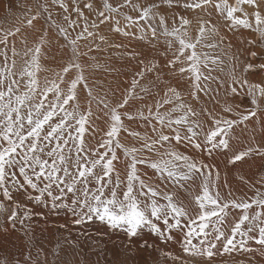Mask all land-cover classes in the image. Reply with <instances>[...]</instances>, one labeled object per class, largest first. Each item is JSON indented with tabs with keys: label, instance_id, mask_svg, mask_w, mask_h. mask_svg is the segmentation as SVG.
I'll use <instances>...</instances> for the list:
<instances>
[{
	"label": "snow or ice",
	"instance_id": "snow-or-ice-1",
	"mask_svg": "<svg viewBox=\"0 0 264 264\" xmlns=\"http://www.w3.org/2000/svg\"><path fill=\"white\" fill-rule=\"evenodd\" d=\"M51 3L63 10V20L67 27L53 20L46 2L34 3L28 8L29 13H32L34 8V14L27 18V27L31 28L34 21L45 18L66 41L61 47L68 48L71 56L66 66L54 73L53 79L45 78L43 86L37 73L41 71L42 48L48 33L45 31L37 46L25 52V56L31 53V59L26 61V66L19 72L14 71L15 57L18 55L15 44L11 47V57L8 50L9 36L14 37L21 31V27L0 36V45H3V48H0V56L3 57V67H0V214H7L4 221L0 222V234L5 238L3 243L8 242V237L16 231L17 224L23 230V235L28 237L31 235V226L29 224L26 227V221H31L34 216L46 220L49 215L60 216L63 213L64 216L72 218L73 225L96 220L111 229H120L143 251L156 249V244L152 242V237H155L165 244L173 241L180 243L183 253L189 257L204 258L207 264H211L217 255L237 250H258L264 255V193L256 190L255 197L223 200L217 183L220 173L216 166L181 153L173 146V142L176 145L184 143L186 147L190 146L211 157L216 151L229 150L230 134L234 126L244 125L247 128V122L254 120L258 127L251 131L264 133V106L260 103L264 99V85L248 80L249 73H264V62H247L240 75H237L239 57L229 56L232 70L229 73L228 94L236 95L239 89H246L251 108L234 111L231 104H225L223 111L232 114L235 117L233 119L214 116L207 108H203L201 111L212 119L214 125L207 130L197 119L200 112L192 105L182 102L181 93L174 87L168 88L162 103L156 102L155 111L151 106H147V114L143 109L135 113L121 112L120 110L129 104L130 97L144 98L134 96L138 86L140 92L145 95H151L152 88L155 87V84L141 86L139 80L134 78L131 89L120 103L113 106L106 99L99 98L98 103L103 104L105 115L110 119L109 129L105 138L95 147H87L85 133L88 126H91L93 113L91 107L87 112L81 111L77 100L78 85L87 90L89 104L92 100H97V97L93 96L78 61L79 56L88 53H81L77 42L98 36L99 40L105 43L106 37L89 30L96 29L99 25L95 21L88 23L84 9L93 8V4L88 0H85L83 9L78 0H72L71 13L65 0H51ZM161 5L201 11L214 8L216 13L223 17L225 27L229 31L252 30L264 48V0H235L234 3H229V0H158L147 6H142L139 2L134 3L133 0H122V3L113 6L109 0H104L102 8L97 10L99 24L114 21L113 31L140 40L146 39L149 34L155 38L157 28H160L162 35L175 40L178 47L164 67L180 74H189L192 83L190 95L197 102L200 99L198 93L208 95L213 91L207 81L217 79L210 75L212 68H209V64L215 66L223 63L208 54L201 58L196 52L197 44L206 34H210L214 38L218 37V40L207 47L216 48L224 45L227 37L210 21L202 20L199 35L193 43L186 39L185 26L190 24V21L180 16L179 26H175L176 20L173 19V27L169 30L165 16L158 11ZM244 5L251 8V12L246 11L242 7ZM123 8H129L138 15L133 17L121 11ZM72 13L76 14V19H72ZM237 13L241 15H236ZM118 16L122 17L123 25L121 20L117 19ZM77 28H80V31L75 38H71V32H75ZM166 43L169 49L173 47V40ZM253 43L255 41H248V44ZM111 46L124 47L122 44ZM96 47L99 50V45ZM231 47V43L226 44L228 50ZM127 54L134 58L141 55ZM225 55H228L227 51ZM249 55L255 59L258 54L251 51ZM139 62L144 67L136 73L137 77L143 79L146 72L155 71L159 80L158 63L148 61L146 64L143 59ZM177 64L181 65L178 69ZM202 68H208L209 74L206 75ZM72 69L76 70L75 77L67 81L66 74ZM202 80L205 81L203 85ZM65 83L66 89L61 87V84ZM219 83L223 87L224 82ZM174 101L177 103L169 111H160L163 105ZM173 113L180 114L173 116ZM122 117L147 122L154 136L132 132L131 135L141 138L144 143L139 149L126 147L117 139L121 130L125 129ZM251 139L253 144L233 153L228 158L229 164L235 165L252 156L264 159V144L256 143L255 135H252ZM117 149H122L124 157L129 161L123 176L114 164V161L118 160ZM145 151L154 153L156 158L145 156ZM138 165H146L155 171L161 181L179 185L181 188L186 187V182L193 180L195 176H204L201 191L193 197L191 203H185L178 199L175 193L164 191L158 185L143 179ZM240 179L244 180L243 177ZM244 182L247 183L246 180ZM223 186L228 187L226 177ZM18 197L26 198L27 203H22ZM29 205H36L48 211H34ZM254 206L255 210L250 214ZM230 209L239 210L237 218L229 219ZM67 226V222L59 225L60 228ZM250 242H254L258 249L251 247ZM58 252L59 245L54 255H58ZM163 255L174 264H188V261L173 256L171 252L166 251ZM0 264L39 262L33 261L30 249L23 260L0 256ZM118 264H140L131 246L126 250L125 259L120 260Z\"/></svg>",
	"mask_w": 264,
	"mask_h": 264
},
{
	"label": "bare ground",
	"instance_id": "bare-ground-1",
	"mask_svg": "<svg viewBox=\"0 0 264 264\" xmlns=\"http://www.w3.org/2000/svg\"><path fill=\"white\" fill-rule=\"evenodd\" d=\"M13 1L14 0H0V16L9 9L8 7ZM154 1L156 0H133L134 3L139 2L142 6H147L148 4L154 3ZM45 2L49 5L53 20L57 24L67 27L63 20V10L60 9L58 5H53L51 0H31V6L26 8L32 7L34 3ZM65 2L69 5V12L71 13L73 6L72 0H65ZM78 2H80L79 5L83 9L85 0H78ZM88 2L93 4L92 10L84 9L85 16L88 17V23L91 24L95 21L99 25L98 28H89V30L105 36L106 42L102 43L98 36L95 39L87 38L77 42L79 51L81 53H88V55L79 56L78 61L83 68L84 76L87 79L89 87L92 89L93 96L97 97V100H92L91 104H89L90 98L87 90L83 88L82 85H78L77 100L81 111L87 112L88 108L91 107L93 113L91 117V126H88V131L85 133L87 147H95L99 141L105 138V133L109 129L110 119L105 115L106 110L103 108V104L98 103L99 98L106 99L113 106L120 103L123 96L127 95L128 91L131 89L134 78L139 80L141 86L155 84V87L152 88L151 95H145L140 92V87L138 86L135 89L134 96H143L144 98L138 99L130 97L129 104L126 105L124 109H121V112L128 111L135 113L137 110L143 109L145 114H147V106H151L153 111H155L156 102L160 101L162 103L165 92H167L170 87L176 88L177 91L181 93L182 102L192 105L194 109L200 112L197 119L201 121L205 130L214 127V125L212 119L206 113L201 111L203 108H207L214 116L227 119H233L235 117L232 114L223 111V106L225 104H231L234 111H243L246 108H251V104H249V102L247 103V101H250V97L246 94V89H239V92L236 95L228 94L229 73L232 70V62L229 59L230 55H237L239 57V66L236 69L237 75H240L244 64L247 62L257 64L264 62V55H261V53L264 52L259 48L261 46L260 41L257 42L256 36L254 35L255 33H252L251 30L240 29L234 32L229 31L225 27L223 17L219 16L214 8H209L208 11H201L200 9L185 10L180 7H162V9H158L159 13L165 16L169 30L173 27V19L176 20L175 26L178 27L179 17L183 16L187 18L190 21V24L185 26L187 31L186 39H190L193 43L196 42V38L199 35V27L202 20L210 21L211 24L215 25L220 30L222 35L227 37L225 44L220 46V50L217 53H214L217 54V56L220 55L218 58L220 57V60L222 58L221 61H223V63H218L219 65L214 66L216 69L210 67L209 64V68H212L210 75L217 78L216 80L207 81L209 88L213 91L208 95H205L203 92L198 93L199 97L202 96V94H204V96L202 99H199V102H197L193 100L190 95L192 83L189 79V74H180L179 72H173L167 67H164L167 61L172 59V54L178 47V44L172 37H165L162 35V29L160 28H157V36L155 38H152L150 34L144 40L131 36H123L112 30L115 26L114 21L105 22L104 25L99 24L97 10L102 8L104 0H88ZM234 2L235 0H229V3ZM109 3L116 6L117 4L122 3V0H109ZM244 9L251 12V8L248 6L244 7ZM121 11L126 12L133 17L138 15V13L129 8H123ZM209 12L211 15H209ZM32 14H34V8ZM46 15L47 14L45 13V16ZM72 19H76L75 13H72ZM117 19H120L121 24L123 25L124 22L122 17L118 16ZM141 24H143V21H141ZM22 25L19 26L21 27V31L17 33L14 38H10L9 40L10 47H12L13 43L15 44L16 52L20 49H24L25 52V50L32 49L34 46L36 47L45 31L48 33L45 37V44L42 48L40 59L41 71L37 73L40 84L43 86L45 78L49 80L53 79L54 73L61 71V69L66 66L71 56V51L68 48L61 47L66 41H64L63 37L58 34L54 27L50 26V22H47L45 18L42 17L34 21V26L31 28L27 27V24ZM82 26L83 21H81V27ZM69 31L71 32V29ZM77 32H79L78 29H76V34ZM74 33L71 32V38H75L76 34ZM137 35H139V33H137ZM207 36L208 34H206L205 38L202 39L196 47V52L201 58H203L204 54H208L211 57V53L213 55V52L217 49V47H207V45H209L208 42L210 41ZM168 40H173V47L171 49L168 48L166 43ZM213 40L217 42L218 37L213 38ZM249 40L255 41V43L248 44ZM227 43H231L232 45L230 50L226 48ZM114 44H122L124 47H112L111 45ZM97 45H99V50H97ZM188 51L190 52V50ZM226 51L228 52V55H225ZM251 51L257 52L258 55L255 59L249 55ZM127 53H141V55L134 58ZM141 59L145 60L146 64L148 61H155L160 65L159 80H157V72L155 71L146 72L143 79L136 76V73L141 71L144 67V65H141L139 62ZM180 66V64H177L176 68L178 69ZM202 71L206 75L209 74L208 68H202ZM75 74V69L70 70V73L66 74V80L70 81L75 77ZM248 80L252 83H263L264 85V73H249ZM219 81L224 82L223 87L220 86ZM203 83H205V81L202 80L201 84L203 85ZM61 87L66 89L67 84H61ZM237 87L239 86L237 85ZM49 97L51 98V94H49ZM212 97H214V99ZM176 103L177 102L174 101L171 104H165L160 108V111L162 113L169 111ZM260 103L264 106V99H262ZM236 106H239V108ZM179 114L180 113H173V116ZM122 119L125 129L127 130L122 129L117 139H119L126 147H136L139 149L144 143L141 138L131 135L130 133L132 132H139L141 134L146 133L149 136H154V133H152L151 127L147 122L138 119L128 120L127 117H122ZM153 123H155V121H153ZM256 127L258 126L254 123V120L247 122V128H245L244 125L234 126L230 134L231 139L229 141V150L216 151L211 157L206 153L192 149L190 146L186 147L184 143L176 145L175 142H173V146L181 153L190 155L197 160H204L210 165L214 164L220 173V179L217 183L223 200H226L230 193L231 196L233 195L237 198L243 196L244 186L247 188L256 187L258 179L257 181H254L253 178H264V159H261L258 156L245 158L243 161L237 162L235 165L228 163V158L233 153L242 151L249 145L253 144L251 139L252 135H255L256 143L264 144V133H253L251 131V129ZM165 133L168 134L167 129H165ZM101 151H103V149H101ZM116 151L118 160L114 161V164L116 169L120 171L123 176L126 172L129 161L124 157L122 149H117ZM144 155L150 156L153 159L156 158L154 153H149L147 151L144 152ZM138 168L140 169L141 177L143 179L158 185L164 191L175 193V196L178 199L183 200L185 203H191L193 197L200 193L201 184L204 180V176L197 175L193 180L186 182V187L181 188L179 185L174 186L170 182L161 181L156 176L155 171L148 168L146 165H138ZM225 177L227 179L228 187L223 186ZM240 177H243L244 180H241ZM212 179H215L214 175ZM245 180L247 183L244 182ZM214 190L215 189H213V191ZM18 199H20L22 203H27V200L24 197H18ZM29 206L32 207L34 211H44L45 213L48 211L47 209H40L39 206L36 205ZM193 207L195 206L193 205ZM251 212L253 211L251 210L250 214ZM238 215V209L229 210V219L237 218ZM5 216L6 214L0 215V222L4 221ZM71 219L70 216H64L63 213H61L60 216L49 215L46 220L39 216H34L31 221L25 222L26 227L29 224L31 226L30 236L25 237L23 235V230L19 231L17 227L16 231L12 232L8 237V242L4 244L3 241L5 238L0 234V251L5 248L7 254L13 260H23L26 254V249L30 246V242H35L40 245L43 258L41 260L34 258L38 253L37 246V249H31L32 259L33 261H38L39 264H45V260H47V264H60L64 261L62 258L67 254L77 255L79 262L77 261L75 264H118L120 260L125 259L126 250L129 246H131L135 252L136 259L140 264H145V262H147V264H174L172 260L166 259L163 255L166 251L171 252L173 256L183 257V260L188 261V264H194L197 260V257H189L187 254L183 253L180 243L175 241L165 244L158 241L155 237H152V242L156 244V249L143 251L139 250L137 243L130 241L120 229H111L96 220L82 225H73ZM66 222L68 224L67 228L59 227L60 224ZM177 239H179V237H177ZM60 240L64 241L65 248L62 250L64 252H62L61 258L56 256L55 259L52 258L54 259L52 261L50 255L55 253L56 245L59 244L58 242H60ZM250 246L254 249H258V246L255 245L254 242H250ZM256 252L258 253L260 251L254 250L247 253L252 258L255 257L254 259L257 258V260L264 262V255H257ZM14 253L15 256H13ZM245 254L246 252L244 255ZM58 255H60V253ZM223 255L215 256L212 259L211 264H214L219 260L227 259L228 254L226 253V257H223ZM198 258V264H207V261L204 258ZM66 261L68 262V260ZM178 263L176 262V264Z\"/></svg>",
	"mask_w": 264,
	"mask_h": 264
},
{
	"label": "rangeland",
	"instance_id": "rangeland-1",
	"mask_svg": "<svg viewBox=\"0 0 264 264\" xmlns=\"http://www.w3.org/2000/svg\"><path fill=\"white\" fill-rule=\"evenodd\" d=\"M24 1V2H23ZM154 2H158V0H156V1H154ZM13 3H14V5H13ZM13 3L9 6L10 8H11V10L9 11V9L8 10H6L5 12H4V14L3 15H1L0 16V36H3L5 33H7V32H10V31H14L17 27H19L20 25H22V24H26V21H27V18L28 17H30L31 15H32V13H29L28 12V8H26V7H29V6H31V0L30 1H28V0H14L13 1ZM66 3V2H65ZM80 3V2H79ZM30 4V5H29ZM18 5H22L21 7H18ZM8 7V8H9ZM162 7H168V6H166V5H161V9H162ZM173 7H175V6H173ZM173 7H171V8H173ZM244 7H247L246 5H244L243 6V8ZM159 8V9H160ZM236 15H241L240 13H237ZM2 17V18H1ZM24 22V23H23ZM81 23V22H80ZM102 25H104V24H102ZM23 26V25H22ZM79 31H80V28H77ZM251 32L252 33H254L252 30H251ZM74 33V32H73ZM74 34H76V31H75V33ZM255 36H256V34H254ZM16 36V35H15ZM14 36V37H15ZM210 34H208V39L210 40L209 42H208V44L210 45V44H213V43H215L216 41H214L213 40V36H211ZM13 36H9V40H10V38H14ZM82 40V39H81ZM81 40H79V41H81ZM256 40H257V42H259V40L257 39V37H256ZM261 44V43H260ZM0 48H3V45H0ZM35 48V46L32 48V49H34ZM261 50H262V52H264V48L262 49L261 48V46L259 47ZM21 50V51H20ZM17 53H18V55L15 57V60H16V68L14 69V71H16V72H19L20 70H22V68L23 67H25L26 66V61H30V59H31V53H29L27 56H25V52H27L26 50H25V52H24V49H20ZM220 50V47H217V49L215 50V52H213V55H212V53H211V57L212 58H215V57H217L218 58V56H220V55H218L217 56V54H214V53H217L218 51ZM11 51V47H10V43H9V50H8V55H9V57H11L12 56V53L10 52ZM24 52V53H23ZM214 56V57H213ZM220 58V57H219ZM218 58V59H219ZM220 60V59H219ZM221 60H222V58H221ZM9 64H11V60H9ZM220 64V63H219ZM219 64H217V65H219ZM119 65V64H118ZM117 65V66H118ZM116 66V67H117ZM216 66V65H215ZM0 67H3V57L2 56H0ZM141 67H143V66H141ZM210 67H213L214 69H216L213 65H211L210 64ZM217 68H218V66H217ZM136 70V69H135ZM135 70H134V72H135ZM18 78V77H17ZM261 85H263V83H261ZM203 96H204V94H202V96H200L199 98L200 99H202L203 98ZM249 102V104H250V101H247V103ZM247 107H248V105H247ZM246 109H248V108H246ZM244 111V110H243ZM257 179H258V184H256V187H254V188H247L246 186H244L243 187V196H239V197H237L236 199H248V198H251V197H255V195H256V190H259L260 192H262V193H264V184H262V183H264V178H262V179H259V178H253V180L254 181H257ZM263 185V186H261V185ZM248 191V192H247ZM248 194V195H247ZM231 198L233 199V198H235L233 195L231 196L230 194H229V197L227 198L228 200H231ZM226 199V200H227ZM191 200V199H190ZM255 207V206H254ZM253 207V209H252V211H254L255 210V208ZM251 211V210H250ZM1 215V214H0ZM7 215V214H6ZM0 221H1V217H0ZM17 227H18V229H19V231H21L22 229H21V227H20V225L19 224H17ZM60 242H61V244H60ZM60 242H58L57 244L59 245V252H58V254L60 253V255H54V253L52 254V255H50V258L52 259V258H56V256L57 257H59V258H61V255H62V252H64V251H62V250H64V248H65V245H64V241L63 240H60ZM34 243V244H33ZM32 244V245H31ZM35 242H30V246L26 249V254H25V256L28 254V252H29V250L30 249H37V246H38V253H37V255L34 257L35 259H38V260H41L42 258H43V256H42V252H41V250H40V245L39 244H36ZM62 245V246H61ZM61 248H63V249H61ZM56 251H57V245H56ZM55 251V252H56ZM258 251V250H257ZM40 252V253H39ZM16 253V252H15ZM15 253H14V255L13 256H15ZM244 251H242V250H237V251H233L232 253H227L228 254V257H227V259H223V260H219V261H216L214 264H264V262L263 261H260V260H257V258L256 259H254L255 257H251L247 252H246V254L244 255ZM256 254L257 255H261L260 254V252H256ZM70 257H69V256ZM0 256H9L8 254H7V250L4 248V249H1V251H0ZM24 256V257H25ZM73 256V257H72ZM76 256V257H75ZM223 257H226V253L223 255ZM68 258V259H67ZM77 258V255H73V254H67L64 258H62V260H64V261H62L60 264H75V262H77L78 261V258ZM181 258V257H180ZM24 259V258H23ZM54 259H52V261L54 260ZM74 259H76V260H74ZM182 260H183V257L181 258ZM198 257H197V260H196V262L194 263V264H198L197 263V261H198ZM238 259H240V260H238ZM246 259V260H245ZM249 259V260H248ZM66 260H68V262L66 261ZM202 260H204V259H202ZM252 260V261H251ZM66 262V263H65ZM74 262V263H73ZM79 262V261H78ZM257 262V263H256ZM178 263V262H177ZM76 264H78V263H76ZM179 264V263H178Z\"/></svg>",
	"mask_w": 264,
	"mask_h": 264
}]
</instances>
